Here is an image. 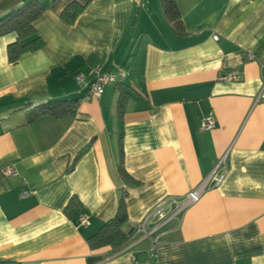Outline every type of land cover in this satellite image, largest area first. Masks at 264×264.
<instances>
[{"label":"crops","instance_id":"1","mask_svg":"<svg viewBox=\"0 0 264 264\" xmlns=\"http://www.w3.org/2000/svg\"><path fill=\"white\" fill-rule=\"evenodd\" d=\"M27 1L0 0V18ZM35 1L47 6L34 23L43 48L9 63L15 35L0 37V169L16 170L0 173V261L264 264V0H174L182 34L161 0L159 10L149 0ZM71 2L85 7L67 24L60 14ZM97 65L124 73L121 118L114 84L84 101L75 83ZM71 99V117L38 115ZM209 113L214 126L202 130ZM120 138L135 184L117 173ZM222 157V182L166 226L153 253L130 237L118 250L90 249L86 239L123 193L132 230L159 200L208 179Z\"/></svg>","mask_w":264,"mask_h":264},{"label":"trees","instance_id":"2","mask_svg":"<svg viewBox=\"0 0 264 264\" xmlns=\"http://www.w3.org/2000/svg\"><path fill=\"white\" fill-rule=\"evenodd\" d=\"M54 1V0H53ZM163 14L171 24L173 30L179 34L183 33L179 14L176 9L174 0H161ZM85 5L77 2L69 3L60 14L63 22L72 24L77 16L81 14ZM47 6L30 0L21 6L10 10L0 18V37L7 34H14V41L7 45L6 53L9 63L16 62L24 53L35 52L43 48L44 41L36 35L34 23L46 11ZM118 94L116 110L121 118L124 109L130 99V93L123 87L121 82L114 84ZM77 101L74 99L56 101L41 106L38 115L50 116L53 118L71 117L77 111ZM117 173L122 181L126 184H135L136 182L126 173L124 168V158L121 138L118 141V165ZM126 194L123 193L118 201L115 214L103 222L100 227L86 239L90 249H98L109 246L115 250L120 249L126 243L132 234V230L125 228L127 222V212L125 203ZM71 210L79 207L76 200H71ZM66 211V210H65ZM0 264H19L10 261H0Z\"/></svg>","mask_w":264,"mask_h":264},{"label":"built area","instance_id":"3","mask_svg":"<svg viewBox=\"0 0 264 264\" xmlns=\"http://www.w3.org/2000/svg\"><path fill=\"white\" fill-rule=\"evenodd\" d=\"M216 41L218 37L212 36ZM124 77L122 69L117 68L115 72L102 70L100 66L90 68L86 73L77 74L74 79L79 87L86 88L87 92L83 98L84 101L98 99L104 91L105 86L120 82ZM214 126L213 116L209 113L201 121L202 130H210ZM227 171L225 157H222L208 179L203 181L199 186L195 187L181 198L166 197L159 200L154 207L145 213L143 217L133 226L130 239L135 241H147L146 250L153 253L160 248L163 243L161 238L166 234L165 228L174 221H179L181 213L190 205L196 203L201 193L209 186L217 187L223 180ZM3 176H11L16 174V170L12 164H8L0 169ZM28 192L23 191L22 196ZM80 226H88V217L82 214L78 218Z\"/></svg>","mask_w":264,"mask_h":264},{"label":"rangeland","instance_id":"4","mask_svg":"<svg viewBox=\"0 0 264 264\" xmlns=\"http://www.w3.org/2000/svg\"><path fill=\"white\" fill-rule=\"evenodd\" d=\"M157 0H149V3L146 5V8H150L151 5L153 6H156V10L158 9L159 10V6L157 4ZM161 7H162V4H161Z\"/></svg>","mask_w":264,"mask_h":264}]
</instances>
